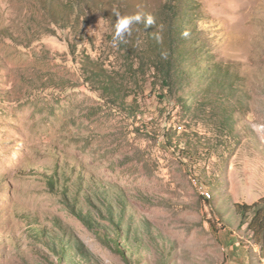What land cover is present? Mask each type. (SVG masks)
<instances>
[{"label":"rangeland","instance_id":"374dc122","mask_svg":"<svg viewBox=\"0 0 264 264\" xmlns=\"http://www.w3.org/2000/svg\"><path fill=\"white\" fill-rule=\"evenodd\" d=\"M165 1L92 0L75 36L49 0H0V264H59L51 244L65 264H264L233 206L264 196V0H188L196 42L230 67L239 99L233 136L192 124L209 146L194 162L165 145L162 112L177 105L150 77L137 72L142 91L122 109L77 63L88 55L122 75L127 52L107 38L115 13H157ZM199 180L229 228L202 218Z\"/></svg>","mask_w":264,"mask_h":264},{"label":"trees","instance_id":"16d2710c","mask_svg":"<svg viewBox=\"0 0 264 264\" xmlns=\"http://www.w3.org/2000/svg\"><path fill=\"white\" fill-rule=\"evenodd\" d=\"M85 4L92 6V0H49V14L55 23L61 22L63 28L72 27L76 36ZM193 9L194 6L188 0H166L157 13L147 14L154 20L152 25L143 21L132 25L123 41L116 42L118 50L127 52V67L120 76L114 75L116 71L109 72L88 55L77 60L85 82L91 84V89L99 91L107 102L122 109L129 106L125 98L132 95V88L142 91L143 85L138 82L137 72L141 73L142 82L150 77V89H156L155 94L161 102L173 99L177 105L174 113L170 110L162 112L165 122L162 132L164 143L180 159L191 162L196 159L197 149L209 150L208 141L197 145V139L192 135L197 130L192 128V124L214 127L217 140L233 136L236 122L234 110L237 109L235 102L239 101L238 97H234L235 77L230 73V67L211 59L208 55L210 49L195 40ZM72 12H75V16L70 20L67 13ZM134 14L137 13L126 15ZM115 24H112L113 31L107 35L111 42H115ZM139 33L143 34V40L138 36ZM130 34L137 36L129 43ZM205 54L207 61L202 67L199 55ZM199 181L200 187L208 191L207 196L201 195L199 198L202 218L213 231L229 228L212 199L209 184L205 180ZM233 206L239 227L246 226V231L251 234L248 242L258 248L259 258L264 260V196L249 204L236 202ZM82 219L89 223L88 217L82 216ZM117 223L118 226L121 222ZM230 233L234 234L233 229H230ZM51 248L56 253L57 262L65 264L68 254L63 248L58 250L52 244Z\"/></svg>","mask_w":264,"mask_h":264},{"label":"clouds","instance_id":"9594fccd","mask_svg":"<svg viewBox=\"0 0 264 264\" xmlns=\"http://www.w3.org/2000/svg\"><path fill=\"white\" fill-rule=\"evenodd\" d=\"M117 21L115 24V34L113 40L115 42H122L125 35L130 31L132 25L145 22L149 26L154 23L153 18L150 15L144 13H137L134 15L121 16L118 12L115 13Z\"/></svg>","mask_w":264,"mask_h":264}]
</instances>
